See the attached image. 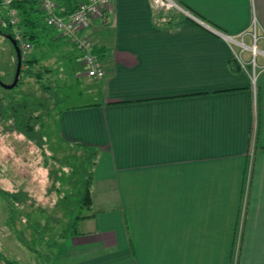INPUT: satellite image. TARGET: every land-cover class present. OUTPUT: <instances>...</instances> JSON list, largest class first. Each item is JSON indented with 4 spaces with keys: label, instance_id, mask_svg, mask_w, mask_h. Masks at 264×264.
Wrapping results in <instances>:
<instances>
[{
    "label": "crops",
    "instance_id": "1",
    "mask_svg": "<svg viewBox=\"0 0 264 264\" xmlns=\"http://www.w3.org/2000/svg\"><path fill=\"white\" fill-rule=\"evenodd\" d=\"M173 1L114 0L94 21L101 80L66 44L82 96L59 134L99 155L48 264H264V0Z\"/></svg>",
    "mask_w": 264,
    "mask_h": 264
},
{
    "label": "trees",
    "instance_id": "2",
    "mask_svg": "<svg viewBox=\"0 0 264 264\" xmlns=\"http://www.w3.org/2000/svg\"><path fill=\"white\" fill-rule=\"evenodd\" d=\"M55 1L59 15L69 16L87 0ZM0 5L7 9L5 14L0 13V34L9 41L10 38L16 41L15 32L18 31L23 39L31 44L29 53L34 52L32 57L28 54L23 58L22 70L15 88L6 89L4 95H0V119L4 125L10 123L8 131L15 132L30 142L35 141L36 146L43 151L44 168L48 169L49 177L53 181L52 190L58 194L62 219L50 217L51 210L42 209L30 202L31 199L27 196L33 197L30 193H24V190L0 189V198L7 209L8 222L14 226H23L21 237H18L29 251L33 254L42 253L38 247H43L45 241L49 252H45L43 256L38 254L36 260L48 264L54 260L58 241L72 236L77 222L86 217L83 211L89 209L92 203L91 188L98 149L72 144L60 137L76 151L77 157L67 156L66 159L73 160L74 157L83 161L77 165L63 163L67 160H62L63 157L59 154H51L50 150L44 151V144L48 145L56 133L60 136L59 117L66 105L74 102L77 94L82 96V84L76 78V59L69 54L66 44L69 43L78 50L80 59L82 54L67 37L46 24V15L41 9L40 0H13L9 6L0 0ZM13 10L16 11L17 18L15 25L10 22V13ZM18 45L20 46V43ZM81 63L79 62V65ZM22 87L27 88L22 90ZM76 208L78 213L73 216ZM43 219L46 220L45 223ZM52 220H56L53 221L56 226L52 225ZM26 232L30 233V237L26 236ZM43 237L42 243L36 246V241L42 240ZM0 263L19 264L17 261L7 260L1 253Z\"/></svg>",
    "mask_w": 264,
    "mask_h": 264
},
{
    "label": "rangeland",
    "instance_id": "3",
    "mask_svg": "<svg viewBox=\"0 0 264 264\" xmlns=\"http://www.w3.org/2000/svg\"><path fill=\"white\" fill-rule=\"evenodd\" d=\"M6 12L7 9L0 5V13L5 14ZM33 54L34 52H31L29 56L32 57ZM250 56L252 58L251 53ZM259 62L260 57L257 58V63L259 64ZM16 70L17 55L15 49L12 43L0 34V80L7 85L12 84ZM26 88L22 87L21 89ZM5 92L6 89L0 84V95H4ZM8 125H10L9 122L4 125L0 119V189L9 191L24 190V193L27 195L30 193L33 197L27 196V198L31 199L30 202H34L36 206L42 207V209L51 210L50 217L57 220L62 219V213L58 206V194L55 190H52L54 188L53 181L49 177L48 169L44 168L45 155L43 151L36 146L35 141L30 142L25 137L8 131ZM48 150H50L51 154L55 153L62 156V160L66 159L67 156L77 157L75 156V149H72V147L62 141L57 133L54 138L52 137L48 145L44 144V151L48 152ZM74 157L73 160L72 158H67V161H63V163H75L76 165L83 163L81 158L76 160ZM84 212H87V210H84ZM77 213L78 209L76 208L72 215L75 216ZM42 221L43 223L46 222L45 219ZM53 221L56 220L51 222ZM52 225L56 226L54 222ZM22 229L23 226L19 224L14 226L8 222L7 209L3 206L0 198V253L7 260L17 261L19 264H45L36 260L38 259L36 258L38 254L43 256L45 252H49L45 246V241L43 247H38V250L42 251V253L33 254L19 240ZM53 232L55 233L56 231L53 230ZM26 236L30 237V233L26 232ZM43 239L44 237L40 241L37 240L36 246L40 245Z\"/></svg>",
    "mask_w": 264,
    "mask_h": 264
},
{
    "label": "built area",
    "instance_id": "4",
    "mask_svg": "<svg viewBox=\"0 0 264 264\" xmlns=\"http://www.w3.org/2000/svg\"><path fill=\"white\" fill-rule=\"evenodd\" d=\"M13 0H3L4 5L9 6ZM157 8L163 10L178 9L179 6L173 0H153ZM41 9L46 17L45 21L49 27L54 28L58 33L67 37L70 43L74 44L82 54V62L86 67V74L90 79L101 80L106 76V68L100 58L95 54V45L86 35L96 19L104 15L107 8L111 7L114 0H87L80 4L79 8L69 16H61L58 13V4L55 0H40ZM106 22L109 20L107 18ZM10 22L17 23L16 11H11ZM16 42L20 43L22 57L28 56L31 44L26 42L22 35L15 32ZM235 41V39H231ZM255 41L257 38L255 37ZM245 48V46H244ZM252 58L251 65L257 67L256 57L259 54L264 56V51H260L256 44L250 47Z\"/></svg>",
    "mask_w": 264,
    "mask_h": 264
},
{
    "label": "water",
    "instance_id": "5",
    "mask_svg": "<svg viewBox=\"0 0 264 264\" xmlns=\"http://www.w3.org/2000/svg\"><path fill=\"white\" fill-rule=\"evenodd\" d=\"M10 41H11V43L15 49L18 62H17V71H16V76H15L14 82L12 84L7 85L0 80V84L2 85V87L5 89H8V90L15 88V86L18 84L19 76H20V73L22 70V62H23V57H22L20 46L18 45V43L14 39L10 38Z\"/></svg>",
    "mask_w": 264,
    "mask_h": 264
},
{
    "label": "bare ground",
    "instance_id": "6",
    "mask_svg": "<svg viewBox=\"0 0 264 264\" xmlns=\"http://www.w3.org/2000/svg\"><path fill=\"white\" fill-rule=\"evenodd\" d=\"M252 58H254V57L252 56Z\"/></svg>",
    "mask_w": 264,
    "mask_h": 264
}]
</instances>
